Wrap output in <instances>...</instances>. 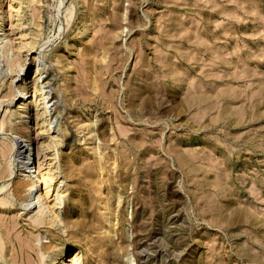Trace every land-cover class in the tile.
I'll return each mask as SVG.
<instances>
[{
  "label": "rangeland",
  "instance_id": "374dc122",
  "mask_svg": "<svg viewBox=\"0 0 264 264\" xmlns=\"http://www.w3.org/2000/svg\"><path fill=\"white\" fill-rule=\"evenodd\" d=\"M3 7L0 124L26 74L34 162L56 166L41 204L59 201L57 186L62 203L53 225L31 229L6 158L0 223L14 229L0 264H43L61 249L82 264H264V0ZM35 100L47 104L43 125Z\"/></svg>",
  "mask_w": 264,
  "mask_h": 264
},
{
  "label": "bare ground",
  "instance_id": "6f19581e",
  "mask_svg": "<svg viewBox=\"0 0 264 264\" xmlns=\"http://www.w3.org/2000/svg\"><path fill=\"white\" fill-rule=\"evenodd\" d=\"M3 4H4V0H0V31H2L0 33V43H3V39L6 38L5 32L3 31L4 30V25H3L4 21H3V18L1 17V14H2V11H3V8H4ZM16 27H18V29H19V27H20L19 22L16 23ZM19 34H21V36H23V37L25 36V34H23V31H21V33H19ZM3 36H4V38H2ZM9 43H11V42H9ZM19 49H21V48H19ZM7 50H8V47H7V45H6L5 41H4V44L2 45V51L6 52ZM2 56L5 59H7V54L6 55H2ZM35 59H36L35 60V62H36L35 74L37 73V75H35L33 91H34V94H36L37 92L41 91L38 94L39 97L47 96L48 95V91L43 92V89H40L41 84H38L39 83V79L41 78V75H42V74L40 75V73L42 72V68H39V64L37 63L39 57L36 56ZM5 62L6 63H9V62L13 63V58H11V56H10V58L8 60H6ZM6 66H8V65H6ZM23 66H25V63L22 64V66L20 65L19 67L22 69ZM25 67H27V66H25ZM14 68L16 69V67H14ZM20 68H19L20 71H18V74H17L19 76H20V72H21ZM19 76H18V78H19ZM25 76H26V74H24L22 78H19L18 81L20 82V90L21 91L18 92L17 94L15 93V95H14L15 98L19 102H21V103H19V105L17 107L18 111L17 110L16 111L9 110L8 114L6 115V119L2 120L4 117L1 119L0 129L4 132V134H6V139H3L2 141L0 140V179L2 180V178H5L4 176H5L6 171L9 173L8 177L11 176V174L13 175V173H11L12 171L10 172L7 169L6 165H5L6 164L5 163L6 158H10L11 157L10 160H12L13 162L16 163V166L18 167V171H19L18 174H17L18 177H19L18 178V183L19 184L17 183V185H15L16 186L15 189H13L14 190V195L17 196L16 198H18V196L20 198H22L23 201L25 202V207L28 210H30V212H32V215H30V220H31L30 225H31V229L35 230L36 228L53 225V222L55 221V218L57 217L55 215V211H53V209L55 208V205H57V203L58 204L62 203V200H60L62 192H61V189H59V186H57L56 194H55V200L58 199L59 201L57 203H55L54 205L53 204L52 205L48 204L51 201H49V202L45 201V202H43L44 204L43 203L41 204V201L43 200V197H42L43 195L41 193V188L42 187H41L40 184H41V182L44 183V187L42 189L45 190V194H46L47 198L50 199L49 197L52 196L51 195L52 194L51 191L53 192V188L51 186L56 183V181H55V167L56 166L53 165L52 162L48 161L47 159H46V162H45L44 165H42L43 162H40V161H38V163L34 162V158H33L34 150L35 149L39 150L40 147L39 146H38L39 148L35 147V145L33 143L34 139L31 137L32 133H30V127L28 126L29 122H28L27 118H29V115L26 114L27 113L28 102L27 101L25 102V100H29L28 99L29 96H26L28 94H27V76L26 77ZM4 77H6V76H4ZM14 78L16 79L17 76H15ZM11 82H13V81H11ZM42 86H44V85H42ZM14 90L17 91V89H14ZM43 99H45V98H43ZM44 101H46V100H44ZM24 102H25V104H24ZM2 103H3V101H2ZM46 105L47 104L45 102L38 103L35 100V106L36 107L41 106V108L36 109V111H37L36 120H37V122H40L42 125L45 124L46 120H47L46 119V113H47L48 108L46 107ZM41 110H42V112L39 113ZM17 118L23 119L22 122L19 121L20 124L18 126H16ZM5 130H6V132H5ZM36 130H38V129H36ZM2 131H1V133H2ZM1 188L2 187H0V189ZM0 191H2V189ZM48 199H46V200H48ZM0 200H1L0 204H6V202H4L2 199H0ZM31 208H32V210H31ZM52 211H53V213L50 214ZM0 221H3V220H0ZM6 222H7V219H6ZM0 224L3 225L2 222ZM6 224L3 225V226H5L4 227L5 228V230H4L5 232L4 231L0 232V253H1V251H5L6 244L9 243L11 246L13 245V239H12V237L10 235V231H12L14 229V227H13V229L9 228L10 230L8 231L7 230L8 226ZM13 224L14 223L10 224V226L13 225ZM16 234L13 236V238L16 236ZM31 234L32 233H30V235ZM36 234H34V238L38 237V235L36 236ZM31 236H33V234ZM18 239H19V237H18ZM15 241H16V237H15ZM23 242L20 245V247L21 246L22 247L25 246L27 248H30V250L32 249V246L29 245V242H27V241L24 242V243ZM35 248H37V247H35ZM35 253H36V251H35ZM14 254H15V252H14ZM24 254H26L25 251H24ZM79 254L80 253H79V251L77 249L56 250V252H54L51 256H49L47 261L46 262L44 261L43 264H82ZM19 256H20L19 258H21V255H19ZM35 256L38 257V255H35ZM26 257L28 258L29 256L27 255ZM15 258L16 257H14V259ZM37 260L39 261V258ZM8 261H9V259H8ZM26 261L27 260L25 259V262ZM8 263H11V262L9 261ZM19 263H21V262H19ZM27 264H29L28 261H27Z\"/></svg>",
  "mask_w": 264,
  "mask_h": 264
}]
</instances>
